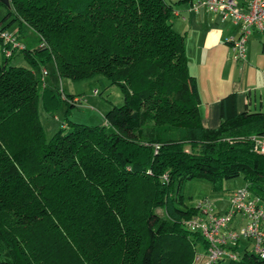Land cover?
I'll use <instances>...</instances> for the list:
<instances>
[{"label":"trees","instance_id":"trees-1","mask_svg":"<svg viewBox=\"0 0 264 264\" xmlns=\"http://www.w3.org/2000/svg\"><path fill=\"white\" fill-rule=\"evenodd\" d=\"M10 5L0 25L16 26L26 47L7 58L0 40V264H194L207 243L184 226L200 213L180 195L184 182L207 179L218 191L242 179L264 200V155L251 141L264 135V112L239 114L227 95L220 128L204 127L173 4ZM20 53L29 67L11 64ZM51 67L58 79L117 86L124 106L106 114V125L69 122L47 140L39 107L51 116L77 107L75 95L43 79ZM222 264L264 258L247 250Z\"/></svg>","mask_w":264,"mask_h":264},{"label":"built area","instance_id":"built-area-1","mask_svg":"<svg viewBox=\"0 0 264 264\" xmlns=\"http://www.w3.org/2000/svg\"><path fill=\"white\" fill-rule=\"evenodd\" d=\"M194 14L212 12L219 14L224 20H230L239 29V36L230 38L231 58L234 62L246 63L248 43L254 33L264 36V0H193L189 7ZM0 40L5 46L3 54L13 57L15 52L25 49V44L9 30L0 25ZM42 48L45 47L43 43ZM47 70L44 76H47ZM99 91H96L98 95ZM73 104L83 107L81 100L73 99ZM251 141L255 151L264 155V135H253ZM158 147L156 148L157 151ZM164 182L169 181L166 174ZM229 207L225 214L216 211L215 205L209 200L201 201L197 206L198 215L184 221L187 230L200 233L206 240L205 251L196 254L194 264H222L238 261L241 244L248 240L252 243L253 253L264 258V200L254 196L248 186L232 190L228 196ZM240 217V218H239ZM240 219L241 225L234 227ZM246 249L243 251L245 254ZM250 251V250H249Z\"/></svg>","mask_w":264,"mask_h":264},{"label":"crops","instance_id":"crops-1","mask_svg":"<svg viewBox=\"0 0 264 264\" xmlns=\"http://www.w3.org/2000/svg\"><path fill=\"white\" fill-rule=\"evenodd\" d=\"M167 1L174 5L176 11L171 21L174 30L186 37L189 71L197 81L204 127L210 130L220 128L223 123L220 103L227 95L236 96L239 114L264 112V36L254 33L249 39L246 63H236L231 58L229 39L236 38L240 32L233 22L212 12L194 14L189 9L191 3L184 0ZM4 7L8 12V7ZM4 16L0 15V21L5 19ZM29 39L36 42L33 37ZM241 223L238 219L234 227ZM245 242L241 244V252L250 250L247 246L250 242Z\"/></svg>","mask_w":264,"mask_h":264},{"label":"rangeland","instance_id":"rangeland-1","mask_svg":"<svg viewBox=\"0 0 264 264\" xmlns=\"http://www.w3.org/2000/svg\"><path fill=\"white\" fill-rule=\"evenodd\" d=\"M6 13H8L7 8L0 5V15L5 14L6 16ZM3 20L4 18H2L0 22ZM9 30L13 33L18 31L14 27L9 28ZM25 39H27L26 36L22 38V40ZM11 64L18 67H29L24 55L21 53L11 61ZM50 70L47 69V72L49 73L48 76H44V72L42 73L43 79L47 80V78H49L48 80H53L55 85L64 91L65 94L72 96L75 95L81 100L83 107H74L71 110V113L67 115V106H64L56 116H51L47 115L42 106L39 105V118L43 129L46 132L47 140H50L69 122L86 126L106 125V114L111 111L113 107L124 106L125 101H123L121 90L115 85H111V87L104 89L99 81L100 77L85 79L82 81H71L69 79H58L57 76L53 74L54 69L51 67ZM96 91H99L98 95L95 94ZM243 184L244 181L242 179L230 180L223 183L222 190L217 191L215 190L214 184L207 179H195L192 181H186L182 184L180 195L183 197L186 206L196 207L201 201L209 199L215 205L217 211H221L222 214H225L229 207L227 197L232 190L243 187ZM157 212L163 216V211L161 209H157ZM244 242H242V245ZM247 246H249L250 251L252 252L254 249L252 248V243L250 242ZM198 249H201L200 246H198ZM243 254V251L240 252V255Z\"/></svg>","mask_w":264,"mask_h":264},{"label":"water","instance_id":"water-1","mask_svg":"<svg viewBox=\"0 0 264 264\" xmlns=\"http://www.w3.org/2000/svg\"><path fill=\"white\" fill-rule=\"evenodd\" d=\"M0 4H2L4 6L6 5L8 8L11 7L10 0H0Z\"/></svg>","mask_w":264,"mask_h":264},{"label":"bare ground","instance_id":"bare-ground-1","mask_svg":"<svg viewBox=\"0 0 264 264\" xmlns=\"http://www.w3.org/2000/svg\"><path fill=\"white\" fill-rule=\"evenodd\" d=\"M223 263H229V262H223Z\"/></svg>","mask_w":264,"mask_h":264}]
</instances>
